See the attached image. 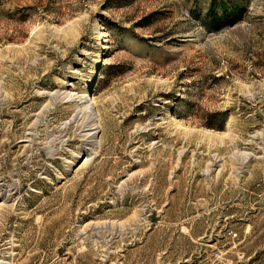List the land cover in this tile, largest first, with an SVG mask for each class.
I'll list each match as a JSON object with an SVG mask.
<instances>
[{
	"label": "rangeland",
	"instance_id": "374dc122",
	"mask_svg": "<svg viewBox=\"0 0 264 264\" xmlns=\"http://www.w3.org/2000/svg\"><path fill=\"white\" fill-rule=\"evenodd\" d=\"M0 0V264H264V0Z\"/></svg>",
	"mask_w": 264,
	"mask_h": 264
},
{
	"label": "trees",
	"instance_id": "16d2710c",
	"mask_svg": "<svg viewBox=\"0 0 264 264\" xmlns=\"http://www.w3.org/2000/svg\"><path fill=\"white\" fill-rule=\"evenodd\" d=\"M244 13L245 6L232 0H210L201 23L208 31H218L239 22Z\"/></svg>",
	"mask_w": 264,
	"mask_h": 264
}]
</instances>
